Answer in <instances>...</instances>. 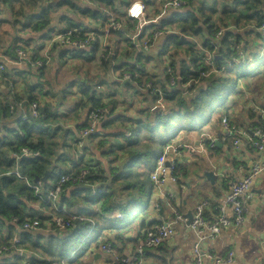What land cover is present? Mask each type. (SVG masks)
Wrapping results in <instances>:
<instances>
[{"label": "crops", "instance_id": "crops-1", "mask_svg": "<svg viewBox=\"0 0 264 264\" xmlns=\"http://www.w3.org/2000/svg\"><path fill=\"white\" fill-rule=\"evenodd\" d=\"M59 1L45 0L43 3L40 0L37 1L34 11H41L48 4H50L51 13L56 11L54 18L50 13V25L43 31L23 32L21 29V32L19 31L15 36L13 33L2 36L4 32L8 31L6 29L13 24L14 19L11 15V6L4 5L0 0V40L4 41L0 44V60L5 59L7 70L6 73L4 72L5 75L3 74L0 78V104L2 107L15 103L20 104L12 117L9 116L0 121V125L4 129V131L0 130V136L7 140L8 130L16 128L15 119L28 120L31 116L32 120L30 105L31 102L38 100L41 105L47 107L44 118L48 131L43 134L37 131L33 134L32 139L43 140L44 147L50 154L49 170L58 167L76 173V166H81L80 170H83L95 165L98 169L107 172L110 178L112 170L120 169L129 159L128 150L124 148L125 139L123 136L131 130L133 123H125V121L141 119L146 123V110L153 109V112L166 113V108L169 106V102H166L165 99L164 106L158 104V95L153 101L154 96H150L147 86L163 80L166 75V65L172 64V62L175 63L176 70L181 74L184 63H187L190 70L194 71L192 54L188 50V45L177 49L174 42L169 41V38L174 36L187 38L189 42L195 44V51L201 52L203 57L208 54V50L204 49L201 36L200 38L186 35L183 30H179L180 23L171 22L175 12L190 11L189 8L172 11L167 17L160 20L163 26L156 27L163 28L166 33L161 31L159 36H156L158 30L149 33L148 50H145L144 47H142L144 49H137L136 44L134 46L130 43L129 35L134 30L130 31L129 23L124 22L126 27L124 26V29L120 30L123 32L113 34L106 47L100 45L99 42L95 43L96 52L92 58L94 61L85 62L83 58L75 59L70 55L66 56L51 44L57 30H65L70 26V23H74L83 26L84 29L101 32L103 25L108 20L126 21L127 9L136 0L128 1L125 15L116 18L100 3L85 0L91 9L103 10L107 16L105 20L79 12L76 15L74 14L76 11L67 6L65 7L69 15H64L60 10L62 7H53ZM137 1H141L147 6L148 20H153L160 14L161 0ZM131 23L135 24L132 20ZM17 29L20 30V27ZM167 30H170L171 33H168ZM245 37L248 44L244 45L243 43L241 47L245 53L241 58V63L245 64V67L255 64V68L250 69V73L243 72L241 76L237 71L232 73L231 77L236 84L226 96L229 97L232 94L233 102L220 115L216 114L217 110H213L207 120L203 117L200 118V128L182 130L166 144V146L179 145L182 150L184 149L177 160L178 181L167 180L163 186L157 187L150 178L157 161L153 162L151 158L142 155L134 166V175L137 174V177L139 175L141 181L145 180L146 175L152 190L149 191L146 188L142 194H138V196L136 194L138 202L130 204L127 201L129 196L137 191L134 189L119 190L112 201V206L116 208L113 212H104L102 205L94 204L93 209L98 212L94 217L95 227L90 236L83 240L84 251L82 253L72 254L70 258L63 259L64 263L58 262L59 259L49 257L42 250L33 249L29 240L22 243L16 223L7 221V225H13L16 229L10 232L9 228H4L0 232V237L9 240L10 243L14 239H18L19 242L21 241V245L18 249L13 248L14 250L1 255L0 264H34V262L42 261L53 262L51 264H122V258L136 253L138 244L147 228L162 224L177 212L186 215L190 211L193 212L199 202L207 200L210 201V205L205 210L206 217L208 220L215 219L219 213L217 205L229 192L230 183L241 180L254 164L264 158V154L258 152L246 139L242 138L241 145L234 147V139L229 137L222 125L224 117L229 118L231 126L238 131L249 132L264 124V37L258 38L254 33L247 35L245 33ZM207 38L206 35L204 39ZM18 39L19 46L25 43L24 46L30 49L33 55L36 51L37 55L46 58L45 56L52 53L50 56L52 59L44 70H37L30 63L10 55L9 51ZM24 46L23 48H25ZM91 49L92 47L85 51ZM109 50L112 65L108 64L104 67L100 58L103 54L107 55ZM72 61H75V64L72 65ZM97 62H100L99 65H102L104 71L100 69L99 65H93ZM129 63L142 65L141 68L153 77L146 83L145 90L139 91L136 83L132 80L126 81L121 78L120 73ZM81 67L88 69L86 71ZM117 68L121 71H117ZM223 73L215 75L225 76L226 71ZM244 74L247 76L243 77ZM81 82H86L91 88L90 93L92 92L102 104L111 110L98 126L96 134L83 142V147H79L76 141L79 140V126L89 123V105L84 96ZM199 86H196L193 91L195 92ZM197 89L195 93L193 91L184 92V95L194 96ZM153 94L156 95V93ZM212 141L215 142V147H211ZM142 143H148V140L144 138ZM188 147L194 148L195 152L190 151ZM168 159H174L173 154H170ZM149 163H152L151 166ZM152 166H154L153 169ZM16 168L19 170L18 165ZM50 171L45 175L47 176L46 182H50L48 179ZM208 173H212L213 177H208ZM133 178L124 183L133 182ZM37 182L46 183L41 179ZM119 182L123 183V181ZM77 189L88 188L82 185H68L65 191V208L71 213L79 214L82 209L90 208V206L80 198L83 197V193L78 194ZM29 205L42 216L51 214V207L48 208L40 203H29ZM120 214L122 219H119ZM55 230L53 226L49 228L45 225L43 230L36 231L34 236H40V244H45V238L54 234ZM194 240L195 235L190 232L187 224H179L176 234L171 239L158 248L145 250L144 261L146 264H194L192 255ZM104 241L112 243L110 253L100 249V245ZM231 250L235 253V262L232 264H264V174L257 177L252 185V198L247 201V216L243 225L232 226L224 230L219 239L204 245V252L220 258H226ZM206 264L217 263L207 260Z\"/></svg>", "mask_w": 264, "mask_h": 264}, {"label": "trees", "instance_id": "trees-1", "mask_svg": "<svg viewBox=\"0 0 264 264\" xmlns=\"http://www.w3.org/2000/svg\"><path fill=\"white\" fill-rule=\"evenodd\" d=\"M91 2L100 3L104 6H113L114 0H89ZM188 6L183 8L189 9L190 11L183 12H175L171 19V22L180 23V29L183 30L186 35L198 36L203 41L204 49L212 50L213 42L218 46V54L216 55V62L221 64L222 70L219 73H213L209 77L201 76L202 71H207V67L204 64L202 53L195 51L193 42H189L187 38H181V36L170 37L169 41H173L175 48L179 49L181 46L188 45V50L191 52V60H192V68L194 71L190 70V66L187 63H184V68L182 69V74L176 70L175 63L172 62L171 66L176 74H179L182 78V83H187L190 80H197L199 84L207 83L208 88L205 92L200 94L196 93L194 96L188 97L184 95V92L193 91L194 88L184 89L182 87H169L168 86V75H164V79L157 83L153 82L152 88L149 89L148 93L150 96H154V100L157 98L158 92L156 90H161L165 95L166 102H169V106L166 108V113L161 112H153V109L146 110V123L141 119H128L125 123H133L134 126H131V130L127 132L130 134H125L123 138L125 139L124 148L128 150L129 159L127 162L121 166L120 169L112 170V177L109 178L108 173L98 169L97 167L90 166L83 170L81 166H76L75 171L62 170L58 167H53L50 169V160H49V152L44 147L43 140L40 138H33V134L35 132H40L41 134L45 133L47 128L45 127V113L46 108L44 105H41V102L35 100L31 102L30 111L32 114L30 119L25 120L23 118L15 119L16 128L9 129V136L3 138L0 136V232L4 228H9L10 232L16 229L13 225H7V221L15 222L22 243L27 242L28 240L32 243L33 249H40L42 252L46 253L51 258L59 259L58 262L61 263L64 261L63 259H68L72 254L82 253L83 249V240L88 238L91 232L95 227V213L93 209L94 204L97 206L102 205L104 212H113L116 208L112 205V201L114 200V196L118 194V191L121 189L131 190L134 189L137 192L132 193L129 196L128 200L130 203H137L138 199L136 198V194H142V192L146 191V188L152 190L150 187L148 177L145 175V180H139V175H134V166L137 163V160L142 156L146 155L151 158L152 161L156 162L160 157L161 152H163L166 144L173 140L176 134L180 130L184 129H196L200 128L201 125L199 123L200 118L203 117L204 110L208 107L209 102L214 101L217 98L225 97L228 92L232 91L235 87V80L231 77L232 73L236 72L239 76L243 74L242 68L245 67V64L241 63V58L244 56V51L242 47L243 43L248 44L246 35L249 33H254L258 38L264 37V32L259 30V27L264 24V0H224V4L217 8V0H187ZM4 5L11 6V15L13 18H16V6L23 5L24 14L22 15L27 18L28 22L23 26L28 27L30 23L33 21L32 26H29L30 29L34 31H43L46 29L51 22L50 16V4L47 7H44L38 13H28L27 7L29 6L26 0H1ZM59 6H67L70 9H75L78 12L83 14H89L93 18H98L105 20L107 18L105 12L103 10H93L90 7H83L77 4L74 0H60L59 3H55L53 7ZM202 17V18H200ZM126 21L129 23V29L131 31L134 30L135 24L131 23V19L126 16ZM110 20L106 21L109 22ZM120 22L118 20H115ZM18 23V19L14 24ZM24 23V22H23ZM228 23H233L237 29L227 30L225 34L218 40H216V36L220 31L223 25H227ZM255 25V28H250V26ZM257 25V26H256ZM157 25H150V27H155ZM159 26H163L161 23ZM83 26L70 23V26L65 30H57L59 33H66L72 28H81ZM244 31V33H242ZM123 32V31H122ZM121 31L115 33H122ZM114 33V34H115ZM207 39H204L206 35ZM16 42L13 44L11 52L12 57L18 58V51L28 49L26 46H19L20 42ZM60 52H63L66 56L70 55L74 58H83L92 60L94 53L96 52L95 44L92 46L90 51L85 50H69L67 48L61 47L58 44H55ZM32 48V47H29ZM245 48V47H244ZM54 49V48H53ZM30 50V49H28ZM56 50V49H54ZM110 51V50H109ZM108 51V53H109ZM107 53V52H106ZM107 53V55H108ZM15 55V56H14ZM107 55H103L100 60L104 64V66L110 65V59L106 60ZM51 54L48 55L49 58H43L35 54L31 55L30 61H26L30 63L37 70H44L47 67L49 61H51ZM202 56V57H201ZM37 60H41L44 64L43 66L35 65L34 62ZM5 62L4 60H0V63ZM6 63V62H5ZM245 63V62H244ZM112 65V64H111ZM39 67V68H38ZM142 65L129 63L126 64V68L120 73L121 78L126 73H130L132 75V81L136 83L138 90L146 89V83L153 79L152 76L147 74ZM7 71V70H5ZM117 71L119 68H117ZM226 71V75H218ZM6 73V72H5ZM5 73H3L5 75ZM2 74V76H3ZM247 75L244 74L243 77ZM83 86L84 96L87 98V104L89 105L88 113L90 110L107 107L102 104L100 99H97L96 96L91 91V88L86 84V82H81ZM81 86V87H82ZM195 86V87H196ZM197 89V88H196ZM195 89V92H196ZM193 91V93H195ZM153 93H156L154 95ZM210 97V99L208 98ZM38 104L37 112L38 117H34V109L33 105ZM19 103L7 105V107H2L0 104V112L1 118L5 119L9 116H13V113H16ZM108 108V107H107ZM109 109V108H108ZM109 111H111L109 109ZM135 123V124H134ZM264 124L260 125L263 126ZM89 126V123L83 124L79 126V147H83V142L87 140L89 137H93L96 133L90 135L86 138H81V131ZM163 129V132L161 131ZM0 130H3V127L0 125ZM6 130V129H5ZM56 131V130H53ZM146 138L148 143H142L143 139ZM6 149H3V148ZM123 147V146H122ZM120 147V148H122ZM24 148H29L33 153H39V156H32L28 158H23L19 161L16 160L15 154L21 153ZM18 162V164H17ZM152 163H149L151 166ZM16 165L19 166V173L22 176H26L29 181L33 184H36L35 181L37 178H42L46 175L47 172L50 171L49 180L50 182L42 183V191L39 195L35 193L33 187L28 185L26 181L19 178L15 174H9L10 172L17 170ZM155 166V164H154ZM154 166L151 168L153 169ZM178 166L175 172V175L178 177ZM87 170V178L84 184L76 185V184H68L75 186H83L88 185V189H77L78 194L83 193L82 200L90 206V208L82 209L79 214L69 212L65 207V191L61 194L60 200L58 203L59 209H53L52 203L49 200L50 190L57 184L59 179L63 175H80L82 171ZM58 172V173H57ZM134 177L133 182L124 183L126 180ZM119 181H123L120 183ZM67 185V186H68ZM67 186L65 189H67ZM61 202V203H60ZM29 203H40L45 205L46 207H51V214L47 216H42L40 213L38 214L35 210L30 207ZM210 205V201H209ZM219 206L217 205V210L219 212ZM124 209L123 206H121ZM61 209V210H60ZM125 210V209H124ZM73 214H76L78 217L73 225L66 227L63 231L57 226L55 221H53V217H61L63 219H70ZM219 214V213H218ZM207 221H214L215 219ZM119 219H122V215H119ZM38 221L40 222V230L44 228V226L54 227V234L47 236L45 244H40L41 237L34 236V233L24 228V225L30 221ZM81 220V221H79ZM119 223V222H118ZM45 224V225H44ZM20 241V242H21ZM0 244H6L8 246L11 245V250L13 248H19L21 243L17 245L10 244V241L4 239V237H0ZM53 262L42 261V262H34V264H51ZM59 264V263H58Z\"/></svg>", "mask_w": 264, "mask_h": 264}, {"label": "built area", "instance_id": "built-area-1", "mask_svg": "<svg viewBox=\"0 0 264 264\" xmlns=\"http://www.w3.org/2000/svg\"><path fill=\"white\" fill-rule=\"evenodd\" d=\"M161 12L153 20H148L147 18V6L141 1H134L128 8V17L135 23V28L132 34L129 35L130 43L136 48L140 49L142 47L148 50L150 39H148V34L151 32H156V36L161 34V31L166 33L161 27H150L154 24L159 26L160 20L167 17L172 11H179L188 6L187 0H161ZM124 24L122 22H117L115 20H110L105 25L101 32L98 30L92 31L91 29L84 28H72L66 33L56 34L52 38V45L58 44L61 47L67 48L69 50H87L91 48L95 43H100L103 47L107 46V43L111 36L122 29H124ZM257 26V25H256ZM250 28H255V25L250 26ZM237 29L233 23H228L223 25L216 36V40L220 39L227 30ZM259 30L264 32V24L259 27ZM171 33L170 30H167ZM213 49L208 51V54L204 56L203 62L207 67V71H202L201 76L209 77L213 73H219L222 70L221 64L216 62V52L218 46L213 42ZM142 48V49H144ZM146 52V51H145ZM111 52L109 51L106 60L109 58ZM32 53L28 49H22L18 51V56L20 60L30 61ZM49 58L48 56H45ZM35 65L43 66L41 60L34 62ZM6 70V63H0V78ZM166 75H168V86L169 87H182L184 89L195 88L199 83L197 80H190L187 83H182V78L180 75L176 74L171 66V64L166 65ZM123 80L131 81L132 75L126 73L123 76ZM147 88L151 89L152 84H149ZM158 92V104L164 106V94L160 90ZM38 104L33 105L34 117H38L37 112ZM109 109L107 107H100L89 111L88 120L89 126L81 131V138L89 137L90 135L96 133L98 126L109 114ZM0 112V118H1ZM222 125L226 129L229 137L234 139V147H239L242 143V138L248 140L251 145L260 153L264 154V125L261 127L254 128L253 130L238 131L231 126L230 120L227 117L222 119ZM211 147H215V142L212 141ZM190 151L195 152V149L188 147ZM184 150V149H183ZM182 147L179 145H167L165 146L162 155L158 158L157 164L154 172L151 173L150 178L152 182L157 186H163L167 180L176 182L179 178L175 175L177 169V160L182 155ZM173 154L174 159L169 160L168 156ZM32 156H39V153H33L29 148H24L21 153L15 154L17 161L28 158ZM9 174H15L19 178L26 181L28 185L34 188L35 193L39 195L42 191V183L37 182L33 184L29 181L26 176H22L18 170H14ZM88 174L87 170L82 171L80 175H63L57 184L50 190L49 200L52 203V208L59 209L58 203L61 194L65 191V187L72 183L76 185L84 184L86 176ZM264 174V158L260 159L256 164H254L249 172L239 181L232 182L229 185V192L226 194L225 198L222 199L219 204V214L214 221H207L205 218V210L209 206V201L203 200L199 202L193 211V219L190 225H187L190 232L195 235V240L192 247V255L194 258V264H206L207 260H212L217 264L227 263L232 264L235 262V253L231 250L226 258H220L213 256L211 253L204 252V245L207 242L216 241L222 236L224 230L231 228L232 226L243 225L247 216V201L252 198V185L257 177ZM78 217L73 214L70 219H63L61 217H53V221L57 226L63 230L68 226L73 225L74 221ZM179 224H187V218L182 213H175L173 217L168 218L160 225H156L147 228L144 232V236L138 244L137 251L134 254H130L122 258V264H146L144 261V253L148 248H158L166 241L171 239L176 234V228ZM24 228L31 232H36L40 230V222L30 221L24 225ZM18 239H14L10 244H19ZM100 249L103 252L110 253L112 251V243L109 241H104L100 245ZM11 250V245L0 244V256ZM64 263V262H63Z\"/></svg>", "mask_w": 264, "mask_h": 264}, {"label": "rangeland", "instance_id": "rangeland-1", "mask_svg": "<svg viewBox=\"0 0 264 264\" xmlns=\"http://www.w3.org/2000/svg\"><path fill=\"white\" fill-rule=\"evenodd\" d=\"M26 1H27L28 5H29L27 7V9H26L27 10L26 14H28V13H31V12L34 11V9L37 6V1L38 0H26ZM40 1L43 3V1H45V0H40ZM77 1L79 2V4H82L81 6H83V7L90 6L89 3L87 1H85V0H77ZM122 1H124L125 3L122 2ZM128 1H130V0H114V5L113 6H108V7L107 6H104V5H102V6H104L110 12V14L112 13V16L113 17H115V18L116 17H122V16L125 15L126 6H127ZM217 4H218L217 5V8H219L220 6H222L224 4V0H217ZM17 8H19V9H17ZM60 10H61L62 13H64V15H69V12L66 10V7L65 6L62 7ZM72 10L76 11V13H74V14L78 15L77 14V12H78L77 10H75V9H72ZM16 11H18L16 13L20 14V16L17 15V17H16L18 19V23L14 24L15 21H16V18H13L14 19L13 24L10 25V27L8 29H6L8 31L4 32L2 36H4V35H10L12 33L15 36L16 33H18L19 31L21 32V29H22L23 32H28V31L32 30V29L29 28V26H32L33 21L30 23V25H28L27 28L23 26L25 23L28 22L27 18L22 15V12L24 14L23 5L22 4L21 5H17L16 6ZM38 12H40V11L35 10L33 13H38ZM79 13H81V12H79ZM51 15L54 18V16L56 15V11L55 12H52ZM22 20H23L24 23L22 22ZM17 27H20V30L17 29ZM3 42L4 41H1L0 40V44H2ZM24 45H26V44L25 43H22V46H24ZM75 59H77V58H75ZM95 60H96V58H95ZM84 61L85 62H89V61L91 62V61H94V59L93 60L84 59ZM99 63L100 62H97V63H95L93 65H99ZM71 64L72 65L75 64V61H72ZM78 67H80V66H78ZM99 67H100L101 70L104 71V68L102 67V65H99ZM254 68H255V64H251L248 67L246 66V67L242 68V72L250 73V69L253 70ZM81 69H84V70L87 71L88 68L81 67ZM85 74H86V72H85ZM234 76H236V75H234ZM77 79H78V81H80L79 78H77ZM227 97L228 96L220 97V98L215 99L212 102H209L208 107L204 110L203 118L206 119V120L208 118H210L211 114L213 113L212 112L213 110H217L218 112L216 114H219L220 115L225 110V108H227L233 102V99H234L233 97L234 96L232 94L228 97V99H227ZM208 98L210 99L209 96H208ZM147 112L148 111H146V115H147ZM132 126H134V125L132 124ZM161 131L163 132V129ZM181 131L182 130H180L176 135H178L179 133H181Z\"/></svg>", "mask_w": 264, "mask_h": 264}, {"label": "water", "instance_id": "water-1", "mask_svg": "<svg viewBox=\"0 0 264 264\" xmlns=\"http://www.w3.org/2000/svg\"><path fill=\"white\" fill-rule=\"evenodd\" d=\"M206 90H207V83H203L201 86L198 87L197 93L200 94L202 92H205ZM207 176L210 177V178H212L213 177V174L212 173H208ZM40 179H41L42 182H46L47 176H45L43 178H37L35 181L37 182ZM83 187L88 188L89 186L83 185ZM185 217L187 218V225H190L191 222H192V219H193V212L190 211V212L186 213Z\"/></svg>", "mask_w": 264, "mask_h": 264}, {"label": "bare ground", "instance_id": "bare-ground-1", "mask_svg": "<svg viewBox=\"0 0 264 264\" xmlns=\"http://www.w3.org/2000/svg\"><path fill=\"white\" fill-rule=\"evenodd\" d=\"M126 27V26H125ZM163 32V31H162ZM152 37V36H151ZM52 54V53H51ZM19 57V56H18ZM5 60V59H4ZM39 68V67H38ZM133 82V81H132ZM66 190V189H65ZM61 203V202H60ZM61 210V209H60ZM79 221H81V220H79ZM63 231V230H62ZM52 232V231H51Z\"/></svg>", "mask_w": 264, "mask_h": 264}]
</instances>
